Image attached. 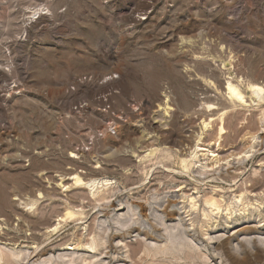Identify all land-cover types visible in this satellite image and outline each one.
<instances>
[{
	"label": "rangeland",
	"instance_id": "374dc122",
	"mask_svg": "<svg viewBox=\"0 0 264 264\" xmlns=\"http://www.w3.org/2000/svg\"><path fill=\"white\" fill-rule=\"evenodd\" d=\"M0 264H264V0H0Z\"/></svg>",
	"mask_w": 264,
	"mask_h": 264
},
{
	"label": "bare ground",
	"instance_id": "6f19581e",
	"mask_svg": "<svg viewBox=\"0 0 264 264\" xmlns=\"http://www.w3.org/2000/svg\"><path fill=\"white\" fill-rule=\"evenodd\" d=\"M227 64L229 66L231 65V63H227ZM245 81H247V80H245ZM247 84L250 88H253V89L258 88V89L263 91L262 87H260L258 85L251 84L250 81H247ZM223 86H224L223 83L219 82L217 88L215 89L216 95L214 96V98L211 99V101L213 102V103H211V105L212 106L217 105V108H213L210 111L209 115H207V118L204 122V125H205L204 129H207L208 126H211L212 130L215 131L218 128L219 129L218 134H220V135L224 134L225 135L224 140H225L228 138L227 132H225V130L229 128V125H230L229 121L233 117V115L235 114L233 111L232 112H225V110H226V108H229V107H235V106L241 105V102L243 101L245 94H244V91L241 89L240 84L235 83L233 81L228 82L227 88H224ZM223 88H224V91H226L225 95L222 93ZM204 92H205V94H209V93L213 92V90L211 91V88L206 87L204 89ZM166 99H167V97H166ZM165 104L168 105V103H165ZM230 105H232V106H230ZM120 127H121V123L120 122L116 123V128L118 129ZM207 133L210 134V132H207ZM207 142L209 143V145H211L210 143L212 141L211 140L208 141V139L203 141V143H207ZM71 151H72V153L75 154V156H79V155L85 156L86 155L85 152L81 151L80 149H77L76 147L71 148ZM63 179H64V177H62V179L59 180V182L61 184L63 183L62 182ZM49 180H53V179H49ZM56 182H58V181H56ZM39 188H40V190L38 191V193H40V194L38 196H36L35 194L32 196H28V197L27 196L26 197L25 196H18V198L13 201L14 207L17 208L18 210H20V213H21L20 221L17 222V230H18V232H23V230H25L26 232L27 231L32 232V235L30 237L24 238L25 240L32 241V242L37 241L38 237H39L36 234L38 232V229H36V227L33 225V223L35 224L34 220L37 222L41 221V220H36L35 216H33V215H35L36 211L38 210V206L42 200L47 199L49 201H52L54 198V196L52 195L50 190L44 188L43 185H40ZM42 190L44 192H41ZM53 192H55V190H53ZM77 200L78 199H68L65 202V204H66L65 215L60 217L61 219H60V223L58 226H60V224L62 222H65V223L66 222H69V223H73V222L77 223L78 222V224H80L79 222H82L86 219V214L84 211H81V212L75 211V204L79 203V202H77ZM122 209H124V207ZM32 212H34L33 215H31ZM56 230H58V227L55 228V231ZM151 231H152V233H151L152 237H153L152 234L157 235L159 233V229H157L156 225L151 227ZM128 233H131V231H128ZM149 235H150V233H149ZM8 236H9V232H5L4 237H8ZM46 236H48V235H46ZM11 238L13 240L17 239V241L20 239V237L17 238L16 236H13ZM80 242H81V240L77 243L76 246L72 247L73 248L72 250H76V248L80 246V244H81ZM34 249H35L34 252L36 253V256H41V255H44L46 253L45 247L39 248V246H37ZM145 258H146V256H145ZM143 260H144V258H143ZM8 263H11V261L9 260Z\"/></svg>",
	"mask_w": 264,
	"mask_h": 264
}]
</instances>
